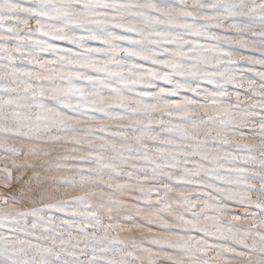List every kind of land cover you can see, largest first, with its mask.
Returning <instances> with one entry per match:
<instances>
[{"label": "snow or ice", "instance_id": "1", "mask_svg": "<svg viewBox=\"0 0 264 264\" xmlns=\"http://www.w3.org/2000/svg\"><path fill=\"white\" fill-rule=\"evenodd\" d=\"M0 264H264V0H0Z\"/></svg>", "mask_w": 264, "mask_h": 264}]
</instances>
